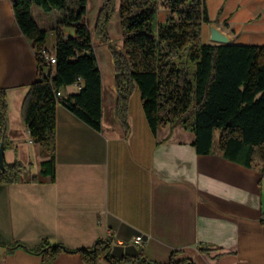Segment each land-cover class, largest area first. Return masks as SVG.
Here are the masks:
<instances>
[{"label":"crops","instance_id":"crops-1","mask_svg":"<svg viewBox=\"0 0 264 264\" xmlns=\"http://www.w3.org/2000/svg\"><path fill=\"white\" fill-rule=\"evenodd\" d=\"M203 2L209 19L202 24L203 44L215 45L210 24L216 23L231 37L228 45L264 46V0ZM60 15L32 7L34 21L47 33L56 30ZM168 16L166 9L158 22ZM66 28L69 32L62 35L74 37V26ZM106 59L111 62L110 54ZM97 63L102 75L101 130L58 104L55 181L30 182L48 159L22 117L23 101L40 70L33 44L16 22L13 0H0V88L7 91L9 108L5 162L29 168L21 182L0 184V264H41L40 256L22 249L10 253L8 248L17 243L34 249L48 240L74 250L105 238L112 240L114 257L134 256L141 248L159 263L181 251L196 264H264L260 166L247 168L227 160L217 147L214 154H198L194 135L180 126L167 125L154 133L138 88L129 101L126 137L115 114L113 64L112 78L105 80L98 58ZM80 89L77 84L62 88L61 98ZM138 236L141 243L135 241ZM51 264L84 262L78 255L61 254Z\"/></svg>","mask_w":264,"mask_h":264},{"label":"trees","instance_id":"trees-1","mask_svg":"<svg viewBox=\"0 0 264 264\" xmlns=\"http://www.w3.org/2000/svg\"><path fill=\"white\" fill-rule=\"evenodd\" d=\"M169 16L154 24L159 0H102L94 32L110 52L114 67L115 114L130 134L129 101L136 88L154 133L170 125L194 135L193 146L201 155L216 152L247 168L260 166L264 177V46L205 45L202 24L208 22L203 0H163ZM13 0L16 22L32 42L40 77L32 83L23 101V122L32 141L42 147L48 159L39 177L30 182L55 181L56 107L63 105L85 124L100 131L102 126V75L92 35L84 23L88 0ZM45 13L59 11L60 25L75 28L65 38L58 25L52 67L43 57L47 32L32 17V7ZM118 11L122 44L115 45L108 26ZM81 83L77 94L57 98L56 93ZM7 91L0 88V144L9 147ZM216 132L219 133L216 139ZM24 165L18 161L0 166V184L22 181ZM264 225V216L261 220ZM10 253L22 249L51 264L61 254L78 255L84 264H196L173 251L169 261L150 260L140 248L137 255L114 257L112 240L98 239L90 247L68 249L44 240L29 249L17 243ZM206 252V250H202Z\"/></svg>","mask_w":264,"mask_h":264},{"label":"rangeland","instance_id":"rangeland-1","mask_svg":"<svg viewBox=\"0 0 264 264\" xmlns=\"http://www.w3.org/2000/svg\"><path fill=\"white\" fill-rule=\"evenodd\" d=\"M68 1V7L73 8L75 7L76 0H67ZM102 5V0H88V7H87V14L84 20V23L87 25L93 39V44L95 48V52L99 61V64H101V69L103 71V75L105 77V80L111 79L113 74V67H112V59L111 62L108 63L107 57L109 58L110 52L107 51L105 47H103L102 42L97 38L94 32V27L97 19V15L99 12V9ZM164 10H166V6L164 4L163 0H159L158 4V15L156 17V21L154 22L155 25H157V21L160 18L159 14H161ZM61 20V19H60ZM60 23V22H59ZM60 25V24H58ZM61 26V25H60ZM57 29L56 30H49L47 35V48L49 49V52L54 54L55 50V44L57 41ZM69 32L66 27L61 26V33ZM108 33L112 40V42L120 46L122 44V27H121V21L119 17L118 11L114 14L109 26H108ZM202 40L206 41V36L202 35ZM109 52V53H108ZM111 58V55H110ZM110 60V59H109ZM219 133L216 132V139L218 137ZM8 153H5V161H7ZM28 166H25L24 171L28 172Z\"/></svg>","mask_w":264,"mask_h":264},{"label":"water","instance_id":"water-1","mask_svg":"<svg viewBox=\"0 0 264 264\" xmlns=\"http://www.w3.org/2000/svg\"><path fill=\"white\" fill-rule=\"evenodd\" d=\"M210 40L215 45H228L231 42V37L222 31L216 23L210 24ZM4 142L0 144V166H4Z\"/></svg>","mask_w":264,"mask_h":264},{"label":"built area","instance_id":"built-area-1","mask_svg":"<svg viewBox=\"0 0 264 264\" xmlns=\"http://www.w3.org/2000/svg\"><path fill=\"white\" fill-rule=\"evenodd\" d=\"M42 54H43L44 59L48 62V64L51 67L56 64V58H55L54 55H51V53L49 52V50L44 49L43 52H42ZM77 85H79L80 88H81V83H78ZM61 96H62L61 95V91H58L56 93V97L57 98H61ZM135 241H136V243H141L143 241V237L142 236H138V237L135 238Z\"/></svg>","mask_w":264,"mask_h":264}]
</instances>
